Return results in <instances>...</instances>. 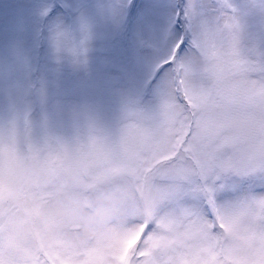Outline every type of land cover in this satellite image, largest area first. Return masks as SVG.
Wrapping results in <instances>:
<instances>
[{
	"label": "snow or ice",
	"instance_id": "6c2138e0",
	"mask_svg": "<svg viewBox=\"0 0 264 264\" xmlns=\"http://www.w3.org/2000/svg\"><path fill=\"white\" fill-rule=\"evenodd\" d=\"M50 10L39 6L37 19ZM178 11L190 47L181 55V37L158 57L157 76L170 70L158 104L147 112L129 110L115 138L90 128L102 139L90 137L87 150L59 137L34 140L27 112L13 98L14 115L0 121V186L13 166L23 168L57 143V160L73 155L84 204L95 207L97 195L125 184L155 210L141 231L155 225L152 239L166 250L164 264H264V51L242 54L231 0H186ZM117 18L123 24V5ZM142 23L147 29L152 22ZM45 27L54 52L64 51L72 40L67 26L57 17ZM224 57L239 69L236 83L230 69L220 70ZM224 192L231 197L220 199ZM78 230L75 216L44 213L40 203H0V264H148L150 253L142 247L87 249L73 238Z\"/></svg>",
	"mask_w": 264,
	"mask_h": 264
},
{
	"label": "rangeland",
	"instance_id": "374dc122",
	"mask_svg": "<svg viewBox=\"0 0 264 264\" xmlns=\"http://www.w3.org/2000/svg\"><path fill=\"white\" fill-rule=\"evenodd\" d=\"M168 1L178 6L169 24L163 27L154 11L156 21L146 29L142 21L150 20L154 7L166 9ZM231 2L239 15L249 18L254 0ZM185 3L186 0H0V121L14 115V98L18 109L27 112L34 140L59 137L84 145L87 150L90 137L102 139L90 133V128L115 138L127 122L129 110L147 112L158 104L159 87L170 71L166 69L157 76L158 57L181 37V55L188 51L190 34L178 11ZM121 5L125 9L123 24L117 18ZM39 6L51 9L43 20L36 17ZM57 17L72 37L59 54L52 49L45 27ZM108 36L112 41L105 50L103 41ZM144 41L156 47L145 46ZM239 44L242 54H248L240 35ZM133 51H138L136 57H140L133 63L137 78L132 66ZM226 52L224 43L222 55ZM229 69L236 83L239 69L228 65L224 57L220 70ZM56 161L54 153L53 162ZM19 171L13 166V175Z\"/></svg>",
	"mask_w": 264,
	"mask_h": 264
},
{
	"label": "clouds",
	"instance_id": "9594fccd",
	"mask_svg": "<svg viewBox=\"0 0 264 264\" xmlns=\"http://www.w3.org/2000/svg\"><path fill=\"white\" fill-rule=\"evenodd\" d=\"M58 151H62L60 144L53 143L42 154L31 158L18 174L6 178L0 186V203L21 208L40 203L44 213L75 216L79 230L72 235L85 248L122 252L126 248L142 247L150 253L148 264H164L167 257L161 259V255L166 250L159 249L152 239L155 225L153 231H141L155 219V210L148 207L144 198L133 197L127 185L120 184L97 195L95 207L84 204L82 184L74 178L73 155L69 153L53 162L49 153ZM34 219L39 224V217Z\"/></svg>",
	"mask_w": 264,
	"mask_h": 264
},
{
	"label": "trees",
	"instance_id": "16d2710c",
	"mask_svg": "<svg viewBox=\"0 0 264 264\" xmlns=\"http://www.w3.org/2000/svg\"><path fill=\"white\" fill-rule=\"evenodd\" d=\"M249 1L251 2V0ZM168 2L170 3H167L168 6L166 9L163 8V6H159V10H157L155 7L154 9H152L151 18H150V21H152V25H153V22L156 21L154 11L158 13L159 21L162 22L163 27H166V25L169 24L170 18L172 20V18L176 14L175 11H176V8H178V6L176 7V3L172 4V1H168ZM159 3H161V1H159ZM233 7L235 8L234 5ZM238 16L240 20L239 35L241 37L242 45L247 49V53H249V50H253V49L256 51H264V0H254L252 4L251 14L249 15L248 19H244V17L239 14ZM102 39L103 38H100L101 41ZM107 39L108 40L103 41V43L106 44L105 50L109 48L110 42L112 41V38H110V36H108ZM131 53H132L133 60L135 59L134 61H132V66L134 68V75L137 78V69L135 68L133 63L139 62L140 57H136V54L138 53V51H133ZM115 74H116V71H115ZM231 195H232L231 192H224V193H220L219 197L220 199H228L231 197Z\"/></svg>",
	"mask_w": 264,
	"mask_h": 264
}]
</instances>
